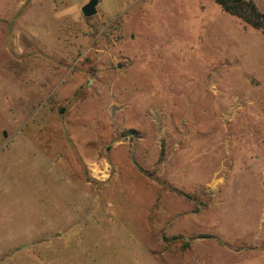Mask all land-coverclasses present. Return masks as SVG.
<instances>
[{
	"label": "rangeland",
	"instance_id": "1",
	"mask_svg": "<svg viewBox=\"0 0 264 264\" xmlns=\"http://www.w3.org/2000/svg\"><path fill=\"white\" fill-rule=\"evenodd\" d=\"M89 1L0 0V264H264V0Z\"/></svg>",
	"mask_w": 264,
	"mask_h": 264
},
{
	"label": "trees",
	"instance_id": "2",
	"mask_svg": "<svg viewBox=\"0 0 264 264\" xmlns=\"http://www.w3.org/2000/svg\"><path fill=\"white\" fill-rule=\"evenodd\" d=\"M214 1L223 9L225 13L234 17H238L246 22H249L250 18H248L247 16L248 14L245 12V9L243 7V5L245 4L243 0H214ZM250 8L252 10L253 15H255L251 18L254 19V18L263 17L262 14H259L255 11L254 6H251ZM254 27H257V25Z\"/></svg>",
	"mask_w": 264,
	"mask_h": 264
},
{
	"label": "water",
	"instance_id": "3",
	"mask_svg": "<svg viewBox=\"0 0 264 264\" xmlns=\"http://www.w3.org/2000/svg\"><path fill=\"white\" fill-rule=\"evenodd\" d=\"M100 0H90L83 8L82 13L85 18H92L98 13V5Z\"/></svg>",
	"mask_w": 264,
	"mask_h": 264
},
{
	"label": "crops",
	"instance_id": "4",
	"mask_svg": "<svg viewBox=\"0 0 264 264\" xmlns=\"http://www.w3.org/2000/svg\"><path fill=\"white\" fill-rule=\"evenodd\" d=\"M256 6V5H255Z\"/></svg>",
	"mask_w": 264,
	"mask_h": 264
}]
</instances>
